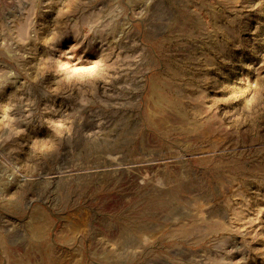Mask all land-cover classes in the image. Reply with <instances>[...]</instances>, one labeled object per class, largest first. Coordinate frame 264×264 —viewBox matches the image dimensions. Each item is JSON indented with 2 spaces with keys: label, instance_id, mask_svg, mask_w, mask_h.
I'll list each match as a JSON object with an SVG mask.
<instances>
[{
  "label": "rangeland",
  "instance_id": "obj_1",
  "mask_svg": "<svg viewBox=\"0 0 264 264\" xmlns=\"http://www.w3.org/2000/svg\"><path fill=\"white\" fill-rule=\"evenodd\" d=\"M0 264H264V0H0Z\"/></svg>",
  "mask_w": 264,
  "mask_h": 264
}]
</instances>
